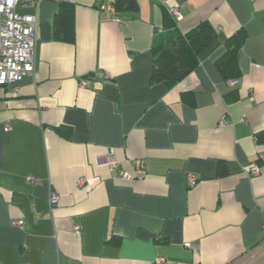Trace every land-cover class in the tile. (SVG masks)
<instances>
[{"label":"crops","instance_id":"0c3cea01","mask_svg":"<svg viewBox=\"0 0 264 264\" xmlns=\"http://www.w3.org/2000/svg\"><path fill=\"white\" fill-rule=\"evenodd\" d=\"M100 1H64L74 41L43 1L35 72L0 85V264H264V0H136L121 22ZM174 7L182 32L217 35L184 79L152 86ZM240 29L232 83L216 61ZM110 149L117 168L98 162Z\"/></svg>","mask_w":264,"mask_h":264},{"label":"trees","instance_id":"16d2710c","mask_svg":"<svg viewBox=\"0 0 264 264\" xmlns=\"http://www.w3.org/2000/svg\"><path fill=\"white\" fill-rule=\"evenodd\" d=\"M60 3L62 7L55 22L56 38L74 41L73 10L66 6L64 1ZM115 6L117 12L135 10L136 0H116ZM178 23L179 20L166 9L165 25L171 29L167 32L169 40L154 50L150 79L152 86L160 83L172 86L184 79L195 68L198 54L216 38V29L207 20L200 21L187 32H182ZM246 37L247 33L241 29L229 36L225 41L224 53L216 61L219 71L227 80H237L242 75L238 56ZM234 93L237 94V90L230 92ZM257 142L264 143V130L257 133ZM224 172L225 170L221 168L220 173Z\"/></svg>","mask_w":264,"mask_h":264},{"label":"built area","instance_id":"2783aa9c","mask_svg":"<svg viewBox=\"0 0 264 264\" xmlns=\"http://www.w3.org/2000/svg\"><path fill=\"white\" fill-rule=\"evenodd\" d=\"M45 0H0V85L14 84L32 75L35 72L36 47L39 32L40 16L39 9ZM67 1V0H56ZM116 0H101L98 10L103 21L121 22L118 15ZM21 3L25 8L34 9L33 13H20L17 6ZM178 20L183 18V13L179 8L169 9ZM101 76L104 73L99 72ZM235 80L232 81L234 83ZM83 85H88V81H83ZM228 124L227 117L220 122V126ZM264 160V156L262 157ZM100 165H107L110 168H117V161L114 158V149H110L107 158L99 159ZM143 161H137L136 167L144 168ZM260 172L259 164H254L250 169L245 170L248 176L256 175ZM120 175L130 178L132 175L125 170ZM197 177L194 173L189 174L188 183L194 185ZM86 179L82 178L80 185L85 184ZM52 205L59 201V195L52 193L50 197ZM40 216V215H39ZM14 225H22V221H14ZM79 230V227H76ZM164 261V259H161Z\"/></svg>","mask_w":264,"mask_h":264}]
</instances>
